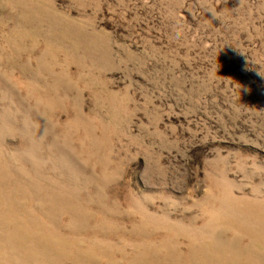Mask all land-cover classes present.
<instances>
[{"label":"rangeland","instance_id":"1","mask_svg":"<svg viewBox=\"0 0 264 264\" xmlns=\"http://www.w3.org/2000/svg\"><path fill=\"white\" fill-rule=\"evenodd\" d=\"M0 264H264V0H0Z\"/></svg>","mask_w":264,"mask_h":264}]
</instances>
